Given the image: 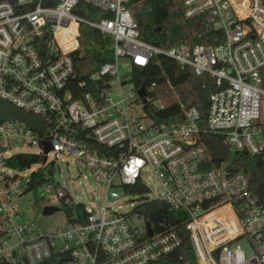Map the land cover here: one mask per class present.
<instances>
[{
    "label": "built area",
    "instance_id": "built-area-1",
    "mask_svg": "<svg viewBox=\"0 0 264 264\" xmlns=\"http://www.w3.org/2000/svg\"><path fill=\"white\" fill-rule=\"evenodd\" d=\"M129 1L0 0V101L47 120L43 132L0 121V257L12 264H151L176 252L180 233L150 234L142 204L131 213L109 204L120 191L128 194L126 187L142 184L149 193V173L163 192L144 202L159 200L183 213L198 264H264V206L248 176L230 169L236 152L264 160V0H184L185 19L203 18L206 32L222 31L223 38L169 49L141 39ZM81 3L112 17L82 16ZM82 26L112 37L114 59L76 82ZM161 56L208 76L217 88L204 106H183L182 121L158 122L164 104L154 95L157 81L140 97L132 80L134 66L159 63ZM136 103L150 104L153 118L145 110L133 115ZM208 136L229 147L227 161L213 159L202 141ZM44 141L52 146L45 162L27 169L8 164L21 153L44 157ZM66 154L82 160L105 188L104 203H82L84 214L75 211L66 227L41 234L23 223L18 200L33 194L34 173L53 166L38 196L61 209L81 203L57 177L54 159ZM134 214L144 223L131 224Z\"/></svg>",
    "mask_w": 264,
    "mask_h": 264
},
{
    "label": "trees",
    "instance_id": "trees-1",
    "mask_svg": "<svg viewBox=\"0 0 264 264\" xmlns=\"http://www.w3.org/2000/svg\"><path fill=\"white\" fill-rule=\"evenodd\" d=\"M184 0H130L129 6L132 15L138 24L140 37L144 41L158 47L169 49L180 43H203L214 45L222 41V31L206 32L203 18L185 19L183 16ZM77 13L96 19L98 17L111 18L110 12L99 10L93 6L80 4ZM218 36V37H216ZM215 38L219 40H215ZM113 39L108 34L87 27H81L80 49L75 58L76 82L88 79L105 62L114 59L111 49ZM90 45V49L86 46ZM133 82L137 87L149 88L154 81L157 87L154 95L162 100L164 108L158 111L155 118L158 122H177L184 120V110L192 106H204L208 96L216 91L214 80L208 76H197L189 68H182L173 59L161 56L159 63L151 62L146 67L132 68ZM264 78V69L262 70ZM264 86V80H263ZM73 90V89H72ZM82 92V89L80 90ZM153 96V90L151 92ZM74 97L80 98V93L74 89ZM144 110L153 118V107L144 105ZM43 156L36 154H16L8 160V164L20 169H27L33 164L42 163ZM230 169L235 172H244L251 183L252 189L264 183V160L261 156H252L244 152H236L233 156ZM54 167L50 169L40 168L34 173L31 183V191L34 195V203L41 208L48 206L49 201L38 196L39 188L48 180L46 175L52 174ZM129 193H146L144 185L126 187ZM67 217L72 218L74 212L84 214L83 204L63 205ZM141 214L145 221L152 227L155 234L169 229H176L182 238V245L176 251L163 256L157 262L151 264H198L194 248L188 231L184 226V215L180 211L172 209L167 203L159 200L146 201L142 204ZM0 264H12L0 257Z\"/></svg>",
    "mask_w": 264,
    "mask_h": 264
},
{
    "label": "rangeland",
    "instance_id": "rangeland-1",
    "mask_svg": "<svg viewBox=\"0 0 264 264\" xmlns=\"http://www.w3.org/2000/svg\"><path fill=\"white\" fill-rule=\"evenodd\" d=\"M119 70L121 75H125L127 70L126 62L120 61ZM117 88V84H114ZM124 93L128 95L129 89L125 87ZM135 116H144V106L141 103H136L132 111ZM21 150L28 153H36L39 151L37 146H23ZM52 160V156H49ZM233 157L230 161H232ZM56 161L57 177L63 187L69 192L75 202L86 203L90 205L104 203L105 188L95 179L86 164L79 160L73 154L60 155ZM30 173V172H29ZM145 182L150 188V192L144 195L125 194L122 191L121 196L117 199H110L109 204L117 208L122 213H131L136 207H139L146 199L158 198L163 192L157 179L150 177L149 173L144 174ZM20 210L23 214L22 221L26 224H34L37 226V232L41 234H49L56 232L58 229L66 227L68 217L63 208L50 215H43L42 208L34 203V195L31 193L25 194L19 200ZM131 224H142L144 219L134 214L130 218ZM15 240H12L14 243Z\"/></svg>",
    "mask_w": 264,
    "mask_h": 264
},
{
    "label": "water",
    "instance_id": "water-1",
    "mask_svg": "<svg viewBox=\"0 0 264 264\" xmlns=\"http://www.w3.org/2000/svg\"><path fill=\"white\" fill-rule=\"evenodd\" d=\"M138 93L140 97H146L147 95L144 86H141L139 88ZM143 101L146 102L147 101L146 98H144ZM0 121H21L27 124L32 129L39 132H43L47 125V120L44 117L27 113L5 101H0ZM202 141L210 149L214 160L227 161L229 159L230 149L222 141L212 136L204 137ZM51 148H52L51 142L44 141V153H45L43 157L44 162L47 159L46 154L51 150ZM256 193L258 196L259 203L264 206V183L260 184L257 187ZM59 210H61V208L57 206H45L42 209V214L50 215ZM148 230L149 233L152 234L150 224H148Z\"/></svg>",
    "mask_w": 264,
    "mask_h": 264
}]
</instances>
